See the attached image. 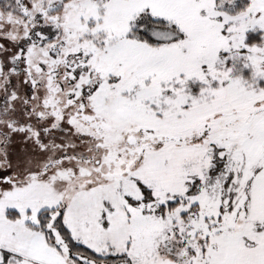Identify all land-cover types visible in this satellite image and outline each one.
<instances>
[{
    "label": "snow or ice",
    "instance_id": "1",
    "mask_svg": "<svg viewBox=\"0 0 264 264\" xmlns=\"http://www.w3.org/2000/svg\"><path fill=\"white\" fill-rule=\"evenodd\" d=\"M0 264H264V0H0Z\"/></svg>",
    "mask_w": 264,
    "mask_h": 264
}]
</instances>
